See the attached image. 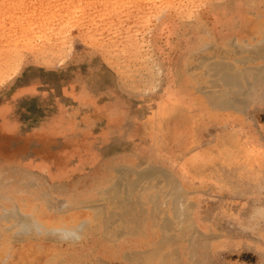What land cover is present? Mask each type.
<instances>
[{
  "label": "bare ground",
  "instance_id": "6f19581e",
  "mask_svg": "<svg viewBox=\"0 0 264 264\" xmlns=\"http://www.w3.org/2000/svg\"><path fill=\"white\" fill-rule=\"evenodd\" d=\"M122 2L109 7L108 24L115 31L123 24L126 35L107 42L112 51L101 56L113 71L97 68L95 80L73 71L66 81L36 86L24 125L10 113L28 95L0 110V264H205L207 246L222 235L217 228L224 223L216 211L201 217L203 196L218 198L220 206L229 195L220 197L219 188L232 190L238 164L256 157L264 164L255 135L242 145L221 143L214 169L224 167L225 175L207 172V161L200 169L176 159L188 146L173 148L175 139L207 140L208 120L243 123L249 108L264 101V8L246 17L250 3L233 0L210 13L197 38L181 37L179 50H165L155 61L143 55L141 66L129 70L117 58L133 55V31L144 23L138 16L145 7L137 0ZM170 16L157 22L158 36L177 29ZM94 28L95 21L87 24L88 31ZM157 35L150 39L159 51ZM256 168L264 173V166ZM190 171L203 174L192 177Z\"/></svg>",
  "mask_w": 264,
  "mask_h": 264
},
{
  "label": "rangeland",
  "instance_id": "374dc122",
  "mask_svg": "<svg viewBox=\"0 0 264 264\" xmlns=\"http://www.w3.org/2000/svg\"><path fill=\"white\" fill-rule=\"evenodd\" d=\"M14 1L16 0H0V2H2L0 3V110L5 103L16 99L21 94L28 95V99H24V101L27 102L18 106L15 111L10 113V115L14 117H19L18 120L24 125L30 122L31 113L29 116L28 113L32 110L30 108H34L35 106L33 94H35V90H37L36 86L46 82H57L58 80L61 81L65 78H69V75H71L70 73L73 71L78 73L86 72L91 75L92 79L95 77V73L99 74L97 68L100 69L105 67L109 71H113L112 68L110 69L106 66L107 62L106 60L103 62L102 57H107L109 52L112 51V47L109 45L112 39L121 38L123 35H126V28H123V24H119V28L116 31L111 29V26L108 24V9L113 5L123 4L124 2L122 1L124 0H121V2L120 0H115L116 2L113 0ZM137 1H139L138 4H142L145 7V12L138 16L139 18H143L144 16V23L140 24V26L135 25L136 29L133 31L134 41H136V45L131 48V53L133 55H128L124 58H117L121 64L122 62H125L124 65L129 70L141 66L139 63L143 55L151 56L152 61H155L156 59L161 60V55L165 54V50L170 51L171 48L178 49V47L181 46L179 42L181 37L183 39L197 38L205 31L204 21L211 19L210 13L212 11L216 12L221 6L228 7L229 4L227 3L233 2V0H184L185 2H183V0ZM234 1L239 3V0ZM243 1L249 2L251 5L250 10L246 13V17L252 18V12L255 11L254 9L259 10L260 7L264 8V0ZM167 2L168 5L166 4ZM176 4L179 5L177 6ZM60 7L62 9H60ZM2 8L5 9L2 10ZM180 8L184 9V11H180ZM75 9L78 14L75 12ZM59 13L62 15H59ZM92 15H94L93 18ZM169 15L177 21L176 23L178 26H175L177 29H175V31H166L158 36V33L154 31V28L157 27V22L163 17H169ZM222 15L225 16L224 14ZM222 15L221 17H223ZM25 16H28L27 19L29 21H27ZM50 16L52 17L51 19ZM225 17L232 18L229 16ZM71 19L74 21L73 23L71 22ZM92 21H95L97 25V28H94L96 30H90L94 31L93 34L89 33L90 31L87 29V24H90ZM170 22L173 21H169V23ZM61 27L63 29H61ZM14 29H17L18 31ZM51 29H54L55 31H52ZM26 31H28V33H26ZM40 33H42V35ZM205 34L208 35V33ZM152 35L158 36V45H161V50H155L157 45L153 44V41H151L150 37H152ZM209 35L212 34L209 33ZM24 36H26L27 39ZM17 38H19V40ZM47 38H50L51 41ZM28 39H32L31 42ZM107 42L109 43L108 45H106ZM61 45L63 47H61ZM20 51H22L23 55ZM15 54H18V57H16ZM15 57L19 59L16 60ZM13 59H15V61H13ZM16 61L18 63H16ZM98 61L101 62L102 66L97 64ZM18 64L20 68L18 67ZM16 66L18 69H16ZM142 67H145V65L143 64ZM11 68H15L16 70L12 71ZM2 71L4 73H2ZM2 75H4V77ZM64 81H66V79ZM212 115L217 116L215 114ZM247 115L250 120H248V118L244 119L243 123H239V121L229 124L219 123L222 122L221 117L216 121L208 120V127H204L205 131H210L211 134L207 140L203 142L197 138L189 144L187 141L179 144L175 139L173 148L188 146V149L184 152H178L175 154V156H178L176 159L190 162L200 169L203 168V163L207 161V172H219L220 174L225 175V172L222 170L224 167L222 169H214L215 162L218 163L221 159L217 157L219 151L222 150V148L220 149L222 146L221 143H231V140H236L237 142L235 144L242 145L249 140V136L253 138L254 135L259 138L258 141H261L258 150L263 152L261 156H264V101L257 107L252 106L249 108ZM200 123H202V121ZM198 124L199 123L193 124L192 130H194L195 133ZM168 145H172V143L169 142ZM174 150L175 149L169 152L173 153ZM201 153L205 155V160L202 159ZM185 155H190V157L195 159V162H191L185 157ZM231 165L237 166L235 164ZM238 165L241 169L237 171L234 174V178H232L230 186L232 190H228V186H225V189L219 188L221 192L218 188L215 191V194H217V191L220 192V197H224L225 193H227L229 197H224L223 202L218 206V198L204 195L203 198L205 201L198 207V211L201 212V217L205 216L204 213L208 214L216 211L214 212L215 216L224 223L217 228L222 235L219 238L214 239L212 242H209V245L207 246L208 253L206 257L208 258V261H206L205 264H264V180L260 177L258 181L253 182L254 185L248 182V180L251 181L250 176L259 174L262 176L264 174L256 168V166H264V164L256 157L253 161ZM190 172L192 177H197V175L203 174L195 173V171ZM215 180L216 176L214 175L211 178V181ZM225 181L230 183L228 180ZM255 190L260 191V193L253 192ZM252 195L255 196L254 199L252 198ZM114 262H117V260Z\"/></svg>",
  "mask_w": 264,
  "mask_h": 264
}]
</instances>
